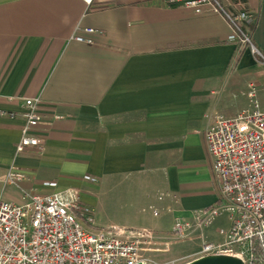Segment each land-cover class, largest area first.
I'll list each match as a JSON object with an SVG mask.
<instances>
[{"label": "crops", "instance_id": "0c3cea01", "mask_svg": "<svg viewBox=\"0 0 264 264\" xmlns=\"http://www.w3.org/2000/svg\"><path fill=\"white\" fill-rule=\"evenodd\" d=\"M167 1L0 0L1 171H24L23 188L40 195L78 189L96 226L161 237L218 200L206 130L247 109L251 85L264 108V67L228 40L219 13ZM220 1L255 15L264 53V0ZM86 27L97 29L92 44L74 38ZM28 98L42 100L48 131L43 151L17 153ZM203 235L187 255L224 238Z\"/></svg>", "mask_w": 264, "mask_h": 264}, {"label": "built area", "instance_id": "2783aa9c", "mask_svg": "<svg viewBox=\"0 0 264 264\" xmlns=\"http://www.w3.org/2000/svg\"><path fill=\"white\" fill-rule=\"evenodd\" d=\"M84 1L89 6L94 2ZM167 2L183 4L196 12L207 8L219 13L230 28L228 40L248 46L264 67V53L253 43L249 28L256 20L254 14L229 10L220 0ZM96 32L86 27L74 38L92 44L89 35ZM248 96L247 109L234 117L217 116L205 133L220 186L218 200L188 217L177 216L171 232L163 237L145 228L98 227L91 207L80 202L78 189L40 195L23 188L27 179L24 171L15 166L0 170V264H185L186 258L209 255L264 264V108L254 85ZM23 117L16 152L27 148L43 151L40 134L48 127H43L42 100L26 99ZM84 179L98 181L93 175ZM8 187L20 188L18 201L7 198ZM225 211L230 215V227L219 230L222 241H203L200 249L183 258L159 260L154 256L156 252H169L179 242L203 239L204 228Z\"/></svg>", "mask_w": 264, "mask_h": 264}, {"label": "rangeland", "instance_id": "374dc122", "mask_svg": "<svg viewBox=\"0 0 264 264\" xmlns=\"http://www.w3.org/2000/svg\"><path fill=\"white\" fill-rule=\"evenodd\" d=\"M249 99V96H248ZM238 114V113H237ZM234 116V115H233ZM6 195L7 198L10 200H19V191L15 188V187H8V190L6 191ZM104 222H106L105 224H108L106 218H104ZM103 222V221H100ZM98 222V226H105L103 223ZM230 227V215L227 211L222 212L220 215H218L214 221L208 225L207 227L204 228V232L206 235H208V239L212 240V239H218L219 237H222V235L219 233V230L224 229V230H228ZM201 233H199L198 235H200ZM166 236V235H164ZM201 239V238H198ZM189 241V240H188ZM197 242L200 243V241L197 240ZM180 244L178 246H180V248L177 249L176 253H174L173 255H165L164 253L158 254L156 253L154 256L156 258H158L159 260H168V259H175V258H183L184 256H189L187 255L191 250L188 247L193 246L194 244H192L190 241H183V242H179ZM192 257L186 258L184 261L190 259ZM183 260L181 262H184Z\"/></svg>", "mask_w": 264, "mask_h": 264}, {"label": "water", "instance_id": "95a60500", "mask_svg": "<svg viewBox=\"0 0 264 264\" xmlns=\"http://www.w3.org/2000/svg\"><path fill=\"white\" fill-rule=\"evenodd\" d=\"M185 264H244L241 259L229 255H209L194 259Z\"/></svg>", "mask_w": 264, "mask_h": 264}, {"label": "trees", "instance_id": "16d2710c", "mask_svg": "<svg viewBox=\"0 0 264 264\" xmlns=\"http://www.w3.org/2000/svg\"><path fill=\"white\" fill-rule=\"evenodd\" d=\"M254 27H255V22L254 23H251L249 25V28H250L251 32L254 30Z\"/></svg>", "mask_w": 264, "mask_h": 264}]
</instances>
